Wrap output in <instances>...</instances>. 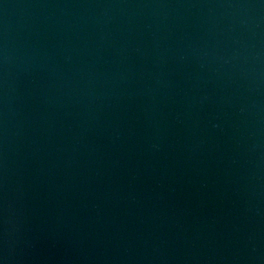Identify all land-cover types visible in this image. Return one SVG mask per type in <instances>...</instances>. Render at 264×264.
<instances>
[{
  "label": "water",
  "instance_id": "1",
  "mask_svg": "<svg viewBox=\"0 0 264 264\" xmlns=\"http://www.w3.org/2000/svg\"><path fill=\"white\" fill-rule=\"evenodd\" d=\"M0 264H264V0H0Z\"/></svg>",
  "mask_w": 264,
  "mask_h": 264
}]
</instances>
